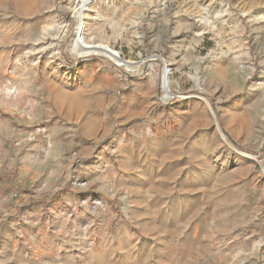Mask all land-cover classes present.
Returning a JSON list of instances; mask_svg holds the SVG:
<instances>
[{"label": "rangeland", "instance_id": "1", "mask_svg": "<svg viewBox=\"0 0 264 264\" xmlns=\"http://www.w3.org/2000/svg\"><path fill=\"white\" fill-rule=\"evenodd\" d=\"M84 3L0 0V264H264V0Z\"/></svg>", "mask_w": 264, "mask_h": 264}, {"label": "bare ground", "instance_id": "2", "mask_svg": "<svg viewBox=\"0 0 264 264\" xmlns=\"http://www.w3.org/2000/svg\"><path fill=\"white\" fill-rule=\"evenodd\" d=\"M88 1L89 0H84V5L85 4H87L88 3ZM79 31H78V41H81V43H85V40H84V37L82 36V30L81 29H78ZM80 43V44H81ZM77 44V43H76ZM84 46V45H83ZM103 46L104 47H107V48H109L110 50H111V52H108V51H105V50H102V51H104L105 53H107V54H109L112 58H114V59H118L119 57H120V54H119V52L118 51H115V50H113V49H111L110 48V46H108V45H104L103 44ZM166 74H168L167 72H166ZM168 83H169V79H168V77H167V75H165V78H164V83H163V85H164V87L166 88V90H168ZM222 136H224V135H222ZM224 138V137H223ZM225 139V138H224Z\"/></svg>", "mask_w": 264, "mask_h": 264}, {"label": "water", "instance_id": "3", "mask_svg": "<svg viewBox=\"0 0 264 264\" xmlns=\"http://www.w3.org/2000/svg\"><path fill=\"white\" fill-rule=\"evenodd\" d=\"M80 27H81V26H80ZM77 33H78V31H77ZM101 49H103V50H105V51H108V52H111V50H110L109 48L104 47V46H102ZM119 58H120V57H119Z\"/></svg>", "mask_w": 264, "mask_h": 264}]
</instances>
